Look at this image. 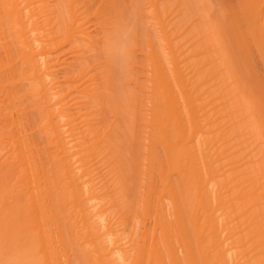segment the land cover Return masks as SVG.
<instances>
[{
	"label": "bare ground",
	"instance_id": "bare-ground-1",
	"mask_svg": "<svg viewBox=\"0 0 264 264\" xmlns=\"http://www.w3.org/2000/svg\"><path fill=\"white\" fill-rule=\"evenodd\" d=\"M0 264H264V0H0Z\"/></svg>",
	"mask_w": 264,
	"mask_h": 264
}]
</instances>
